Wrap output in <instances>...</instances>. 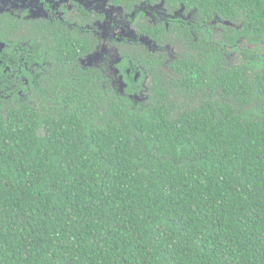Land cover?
<instances>
[{
    "label": "trees",
    "instance_id": "trees-1",
    "mask_svg": "<svg viewBox=\"0 0 264 264\" xmlns=\"http://www.w3.org/2000/svg\"><path fill=\"white\" fill-rule=\"evenodd\" d=\"M165 2L222 39L151 59L143 98L0 78V264H264V0Z\"/></svg>",
    "mask_w": 264,
    "mask_h": 264
},
{
    "label": "flooded vegetation",
    "instance_id": "flooded-vegetation-1",
    "mask_svg": "<svg viewBox=\"0 0 264 264\" xmlns=\"http://www.w3.org/2000/svg\"><path fill=\"white\" fill-rule=\"evenodd\" d=\"M224 23L165 0H0V78L20 95V80L88 69L95 85L102 77L104 87L143 98L151 59L168 70L182 52L220 39Z\"/></svg>",
    "mask_w": 264,
    "mask_h": 264
}]
</instances>
